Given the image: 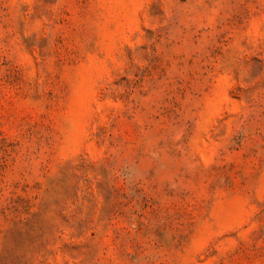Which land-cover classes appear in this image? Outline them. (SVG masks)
Masks as SVG:
<instances>
[{
  "label": "rangeland",
  "instance_id": "obj_1",
  "mask_svg": "<svg viewBox=\"0 0 264 264\" xmlns=\"http://www.w3.org/2000/svg\"><path fill=\"white\" fill-rule=\"evenodd\" d=\"M0 264H264V0H0Z\"/></svg>",
  "mask_w": 264,
  "mask_h": 264
}]
</instances>
